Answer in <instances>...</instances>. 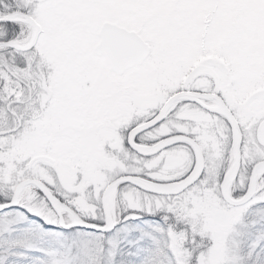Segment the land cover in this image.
<instances>
[{"label": "snow or ice", "instance_id": "6c2138e0", "mask_svg": "<svg viewBox=\"0 0 264 264\" xmlns=\"http://www.w3.org/2000/svg\"><path fill=\"white\" fill-rule=\"evenodd\" d=\"M0 264H264V0H0Z\"/></svg>", "mask_w": 264, "mask_h": 264}]
</instances>
